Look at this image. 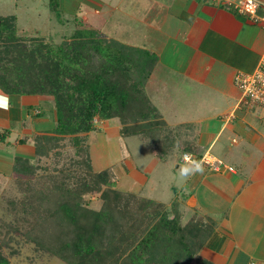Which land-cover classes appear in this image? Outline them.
Masks as SVG:
<instances>
[{
  "label": "trees",
  "instance_id": "1",
  "mask_svg": "<svg viewBox=\"0 0 264 264\" xmlns=\"http://www.w3.org/2000/svg\"><path fill=\"white\" fill-rule=\"evenodd\" d=\"M58 5L48 0L56 17ZM3 24L1 19L0 92L49 96L54 118L50 130L33 136L35 159L12 160L24 190L20 207L31 216L25 240L66 264H213L200 254L215 229L212 218L196 212L182 223L176 199L167 209L118 190L112 168L95 171L91 165L87 134L95 130V119H118L119 134L139 136L158 160L178 145L174 129L146 93L155 53L92 28L52 43L38 35L4 33ZM66 140L73 156L65 153ZM43 158L49 162L41 165ZM94 193L96 207L87 198ZM7 241H0V264H10L2 249Z\"/></svg>",
  "mask_w": 264,
  "mask_h": 264
},
{
  "label": "crops",
  "instance_id": "2",
  "mask_svg": "<svg viewBox=\"0 0 264 264\" xmlns=\"http://www.w3.org/2000/svg\"><path fill=\"white\" fill-rule=\"evenodd\" d=\"M133 2L130 15L138 17L133 10L140 12L138 26L147 28L148 34L168 17L172 6L178 8L176 17L183 21L193 15L192 19L187 17L185 20L182 32L170 31L171 42L160 43L167 45L164 48H151V43L147 47L138 38L131 43L147 48L157 56L146 82V93L178 139V145L164 160L154 159L173 172L175 169L191 172L203 168L202 173L196 172L173 190L170 187L171 195L166 202L155 201L170 209L176 199L182 223L196 212L214 220L215 229L200 250V254L213 264H264V107L240 103V92L233 84L235 72L252 71L264 52V28L216 0ZM120 9H123L121 5ZM155 34L153 30L152 37ZM169 48L177 51L172 58L180 62L173 63L169 59L163 62ZM169 73L181 78L164 88L169 99L165 102L158 96ZM24 96L0 92L4 101L0 106L4 115L0 117V128H8L12 133L15 129H24L29 136L33 132L50 130L54 124L51 97L29 95L33 99L26 100ZM175 101L180 106H173L166 115L165 105H174ZM33 107L37 108V118L26 121L25 117L19 116L20 111H30ZM108 120L118 121L116 118ZM25 122H28L27 126L23 127ZM117 127H120L119 121ZM18 152L16 155L31 159L32 140L29 138L28 146ZM184 153L191 154L193 163L182 160ZM206 155L221 160L231 170L226 167L213 170L201 160ZM123 162L125 170L121 177L117 175L116 189L150 198L145 195L147 179L131 178L130 171L141 174L138 166L125 157Z\"/></svg>",
  "mask_w": 264,
  "mask_h": 264
},
{
  "label": "rangeland",
  "instance_id": "3",
  "mask_svg": "<svg viewBox=\"0 0 264 264\" xmlns=\"http://www.w3.org/2000/svg\"><path fill=\"white\" fill-rule=\"evenodd\" d=\"M58 2L60 13L56 17L48 9V0H0V20L3 19L4 22L3 32H14L17 35L27 37L38 35L46 41L58 43L63 39H67L75 30L92 28L97 31L99 36L105 38L112 36L129 43H132L133 39L136 42V38H138L142 39L147 47L151 43V48L161 49L167 45L160 43L165 40L171 42L172 39L169 38L171 36L170 31L182 32L187 17L192 19L193 16H187L183 21L176 17L178 8L172 6L170 9L173 10L169 11L168 17L163 18L156 27L149 30V33L152 32L153 34V30L156 33L152 37V34H148L147 28L138 26L137 19L142 16L140 12L133 10L136 16L139 14L138 17L130 15L134 6L133 0H58ZM120 5L123 9H120ZM162 12L165 13L166 11ZM12 16L15 17V22ZM10 21H12L11 24ZM167 50L164 53L166 59L163 62L167 59L173 63L180 62L178 59L174 61L172 58L177 54L176 50L172 51L170 48ZM172 76V73H169V78L164 80V85L159 93L160 96H158L162 101L167 102L169 100L164 94L165 89L169 88L176 81V78L177 80L181 78ZM148 88L149 86H147L149 93L150 88ZM24 98L30 100L33 99V96H24ZM154 99L151 97V100L154 101ZM173 106L179 107L180 103L175 101L174 105H165L166 115L172 111ZM36 110V107L30 109V111L24 109L20 111L19 116H23L26 121H30L31 117L37 118L38 113ZM3 116L0 112V117ZM49 116L51 117L50 112ZM27 123H23V127H26ZM117 123V120L113 122L112 120H108V122L94 120L96 128L89 134V139L87 134V144L88 147L90 146L89 151L93 170L106 167L112 168L117 179V175L121 177L122 171L125 170L126 165L123 162L125 157L131 164L137 165L141 172L140 174L136 171H130L131 178L134 179V176L138 181L147 179L145 195L152 199L155 198L154 200L166 202L171 195L169 188L172 187L173 190L174 186H178L184 181L181 171L176 169L174 172L169 171L165 164L157 162L149 147L144 144L139 136L122 137L118 132ZM1 128L0 136L3 135V139H0V241L1 239L7 241V238L11 237V240L7 241L8 244L3 246V253L8 257L10 264H66L56 257H50L37 251L34 245L27 242L22 235V232L29 227L28 221L31 216L20 207L19 201L23 198L24 190L18 184L16 174L12 171V160L13 156L19 153V150L28 146V139L32 140L36 133L33 132V135L29 136V132L24 129L23 131L20 128L15 129L16 131L14 130V133H12L8 128ZM7 130L8 132H6ZM66 145V155L73 156L74 149L68 140H66ZM31 159L34 160L35 158L32 157ZM48 162L49 160L45 158L40 160L41 165ZM62 162L60 161L58 166ZM87 198L92 206H98L97 193L87 195ZM10 200L17 202L14 208L9 203Z\"/></svg>",
  "mask_w": 264,
  "mask_h": 264
},
{
  "label": "built area",
  "instance_id": "4",
  "mask_svg": "<svg viewBox=\"0 0 264 264\" xmlns=\"http://www.w3.org/2000/svg\"><path fill=\"white\" fill-rule=\"evenodd\" d=\"M218 3L231 9L250 21L264 28V1L262 0H216ZM233 84L241 95L240 103L248 107H264V52L260 55L255 67L250 72L236 71L233 76ZM184 162L193 163L191 154L182 155ZM201 160L213 170L219 171L222 167H228L221 160L206 155Z\"/></svg>",
  "mask_w": 264,
  "mask_h": 264
},
{
  "label": "clouds",
  "instance_id": "5",
  "mask_svg": "<svg viewBox=\"0 0 264 264\" xmlns=\"http://www.w3.org/2000/svg\"><path fill=\"white\" fill-rule=\"evenodd\" d=\"M196 172H201L202 173L203 172V168L202 167H198L194 171H191V172H181V176L186 181V180L190 179L191 176L195 175Z\"/></svg>",
  "mask_w": 264,
  "mask_h": 264
},
{
  "label": "snow or ice",
  "instance_id": "6",
  "mask_svg": "<svg viewBox=\"0 0 264 264\" xmlns=\"http://www.w3.org/2000/svg\"><path fill=\"white\" fill-rule=\"evenodd\" d=\"M3 104H4L3 98H0V106H3Z\"/></svg>",
  "mask_w": 264,
  "mask_h": 264
}]
</instances>
